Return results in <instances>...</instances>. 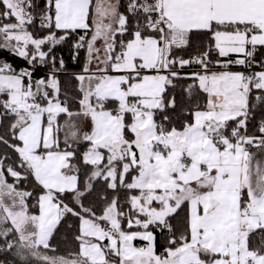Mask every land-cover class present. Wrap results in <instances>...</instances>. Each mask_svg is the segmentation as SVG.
I'll use <instances>...</instances> for the list:
<instances>
[{
  "label": "snow or ice",
  "instance_id": "snow-or-ice-1",
  "mask_svg": "<svg viewBox=\"0 0 264 264\" xmlns=\"http://www.w3.org/2000/svg\"><path fill=\"white\" fill-rule=\"evenodd\" d=\"M77 30L61 99L54 46ZM0 47L29 65L0 61V264H264V0H0ZM69 216L78 251L48 255Z\"/></svg>",
  "mask_w": 264,
  "mask_h": 264
},
{
  "label": "trees",
  "instance_id": "trees-1",
  "mask_svg": "<svg viewBox=\"0 0 264 264\" xmlns=\"http://www.w3.org/2000/svg\"><path fill=\"white\" fill-rule=\"evenodd\" d=\"M39 2L43 3L46 2V0H39ZM119 3H120V11H124L127 4L126 0H119ZM29 27L30 30L34 32L36 31V29L33 26H29ZM80 32L81 30H77L75 33L71 34V39H66L65 41H62L61 43L54 46V54L57 56V68L59 69V59L61 57L63 58L65 64V67L57 72V76L61 84V99L64 98V92L66 90L69 92L70 95L78 94L74 86L75 81L72 79L71 74L80 72L85 61V53H86L85 48L78 50V54L76 55L75 60L73 59L74 50L72 48V44L75 40H77L78 34ZM60 34L61 33L59 32V30H57V35ZM192 39L194 44L200 43V50L203 51L204 47H206V43H202V42L206 41L207 37L194 35ZM45 50L47 51L46 46H45ZM191 51L192 49H188V52ZM188 52H184V53L178 52L177 55H184L185 58H187ZM217 57H218V53L216 52L210 53V59H216ZM0 58L3 61L10 63L14 68H18V69L22 68V64L17 60V58L26 61L24 58L18 57L15 54H11V56L0 54ZM261 58H264V47L258 48L256 53V59L260 60ZM220 59H225V58L221 57ZM44 68L49 70L50 65L45 64ZM184 71L188 72V71H192V69L186 66ZM45 74L46 73L40 71H33V79L38 78L40 76H44ZM188 83H191V81L181 80L178 82V86L175 89V96L178 101L181 99L182 96L184 97V99H187V94L182 92L181 85L186 86ZM172 94H173L172 90H169V95ZM255 95L256 93L254 91L250 97V103L255 99ZM262 115H264V102H260L257 104V107L255 109V120H250L248 123V131L250 134L253 133L255 125L257 124V122L259 121ZM2 131L3 128L2 126H0V132ZM81 151H83V146L81 147ZM3 152H4L3 146L0 145V155H2ZM7 162L11 163V161H7ZM80 178L82 181L83 174H81ZM23 185L24 182L21 181V186L23 187ZM97 187H99V185H97ZM120 195L121 198L123 199L124 193L121 192ZM64 200L66 203H70V194L66 195L64 197ZM29 203H31V201H29ZM182 216H183V210H181L178 216H174L170 222L178 226V221L182 218ZM77 227H78V220L72 218L71 216L67 218H63L62 221L54 229L53 234L50 237V248L46 250L47 254L55 255V256H66L71 258L70 253L78 251V243L74 240V236L77 234ZM133 229H137V228L133 227ZM164 246H165V241L161 233L159 231H155V251L157 253H160ZM52 249H55V251H52ZM3 259L10 260L11 257L5 256L4 254L0 253V260ZM32 264H40V262L34 260L32 261Z\"/></svg>",
  "mask_w": 264,
  "mask_h": 264
},
{
  "label": "built area",
  "instance_id": "built-area-1",
  "mask_svg": "<svg viewBox=\"0 0 264 264\" xmlns=\"http://www.w3.org/2000/svg\"><path fill=\"white\" fill-rule=\"evenodd\" d=\"M126 3H127V0H126ZM84 34H85V33H84L83 31H81V32L78 34V38H79V36H82V35H84ZM78 38H77V39H78ZM0 54H4V55L11 56L9 53H7L6 51H3V50H0ZM231 58L234 59L235 56H232ZM17 60L22 64V68H23V67H29V65L27 64L26 61H24V60H22V59H18V58H17ZM191 69L193 70L194 68H191ZM231 69H233V70H237V71H247V69H245L243 66H232ZM216 70H219V69H216ZM257 70H258V69H257ZM33 71H40V72H43V73H47L49 70H48V69H45V68H44V65H39V64H37V65H35ZM142 244H144V243H142ZM142 244H140V245H142Z\"/></svg>",
  "mask_w": 264,
  "mask_h": 264
},
{
  "label": "crops",
  "instance_id": "crops-1",
  "mask_svg": "<svg viewBox=\"0 0 264 264\" xmlns=\"http://www.w3.org/2000/svg\"><path fill=\"white\" fill-rule=\"evenodd\" d=\"M88 35L90 36L91 33L89 32ZM128 38H129V37H128L127 35H125V36L123 37V39H125V40H127ZM120 39H121V36H120V34L118 33L117 36H116V40L119 41ZM100 43H101L100 41H97V42H96V46L99 47V46H100ZM0 50L8 51L10 55H11V54H14V53L11 52L10 49L0 48ZM85 51H86V45H85ZM8 52H7V53H8ZM230 56H235V54H230ZM85 57H86V53H85ZM0 61H3V60L0 58ZM12 67H13V66H12ZM92 67H93V68L96 67L95 63L92 64ZM13 68H14V67H13ZM15 69H16V70H19L18 68H15ZM231 70H233V69H231ZM233 71H237V70H233ZM61 146H62V145H61ZM252 150L255 151V149H252ZM132 230H133V231H136V230H141V229H132ZM134 243H135L137 246H139L140 244L145 243V242L142 241L141 239L137 238V239L134 241Z\"/></svg>",
  "mask_w": 264,
  "mask_h": 264
},
{
  "label": "rangeland",
  "instance_id": "rangeland-1",
  "mask_svg": "<svg viewBox=\"0 0 264 264\" xmlns=\"http://www.w3.org/2000/svg\"><path fill=\"white\" fill-rule=\"evenodd\" d=\"M0 48H3V47H0Z\"/></svg>",
  "mask_w": 264,
  "mask_h": 264
}]
</instances>
